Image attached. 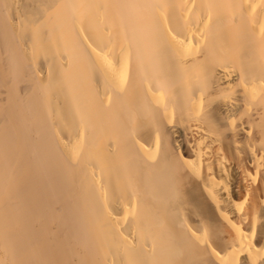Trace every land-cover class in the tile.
<instances>
[{
  "label": "bare ground",
  "instance_id": "1",
  "mask_svg": "<svg viewBox=\"0 0 264 264\" xmlns=\"http://www.w3.org/2000/svg\"><path fill=\"white\" fill-rule=\"evenodd\" d=\"M0 264H264V0H0Z\"/></svg>",
  "mask_w": 264,
  "mask_h": 264
}]
</instances>
